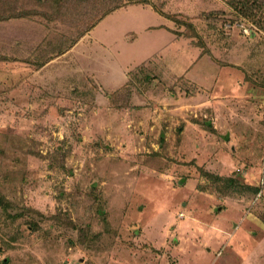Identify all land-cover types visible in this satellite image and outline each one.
I'll list each match as a JSON object with an SVG mask.
<instances>
[{
	"label": "rangeland",
	"instance_id": "1",
	"mask_svg": "<svg viewBox=\"0 0 264 264\" xmlns=\"http://www.w3.org/2000/svg\"><path fill=\"white\" fill-rule=\"evenodd\" d=\"M263 218L264 0H0V264H264Z\"/></svg>",
	"mask_w": 264,
	"mask_h": 264
},
{
	"label": "crops",
	"instance_id": "2",
	"mask_svg": "<svg viewBox=\"0 0 264 264\" xmlns=\"http://www.w3.org/2000/svg\"><path fill=\"white\" fill-rule=\"evenodd\" d=\"M124 80H122V82H123ZM199 98V97H198ZM200 100V99H199ZM236 120V121H235ZM234 120V122H237V124H238V126L239 127H243V130L242 131H246V133L248 134V135H252V136H254L255 134H258V131H256V129L257 130H259L258 129V127L257 126H255L253 123H244L241 119H235ZM193 122H195V123H200V122H196V121H193ZM189 124H192V123H190V122H188ZM203 125V124H202ZM187 126H189V125H187ZM208 129V128H207ZM235 136H236V133L234 132V138H235ZM237 137L239 138L240 137V135H237ZM241 137H242V134H241ZM163 139H164V137H163ZM235 155V154H234ZM234 164H237V165H239V163L237 162V160H235L234 161ZM201 165H198V167H200ZM197 167V168H198ZM242 168H244V166L242 167ZM235 171H239L240 169H239V167H236V169H234ZM234 171V172H235ZM197 191V190H196ZM250 216V215H249ZM238 231H243V229H239Z\"/></svg>",
	"mask_w": 264,
	"mask_h": 264
},
{
	"label": "trees",
	"instance_id": "3",
	"mask_svg": "<svg viewBox=\"0 0 264 264\" xmlns=\"http://www.w3.org/2000/svg\"><path fill=\"white\" fill-rule=\"evenodd\" d=\"M118 7V6H117ZM111 12V11H110ZM110 12H107L106 14H104V16L105 15H108V14H110ZM239 12H243L242 13V15H244L245 13H246V9L244 8V10H241V11H239ZM7 16H14V15H9V14H7ZM198 122V121H197ZM200 123L201 124H203V126H206L208 129H211L210 128V125L208 126V124L205 122V121H200ZM160 140L161 141H163V137L161 136V134H160ZM198 170H199V173H201V174H204V175H213V173H210V172H208V171H206V170H204L203 168H201V167H198L197 168ZM216 178H219V179H222V177L221 176H219V175H217L216 176V174L214 175ZM215 177H214V179H215ZM246 187H249V188H251V189H253L254 190V192H258V190H259V188L258 187H253L252 185H250V184H248V185H246ZM262 223L264 224V218H263V220H262Z\"/></svg>",
	"mask_w": 264,
	"mask_h": 264
}]
</instances>
